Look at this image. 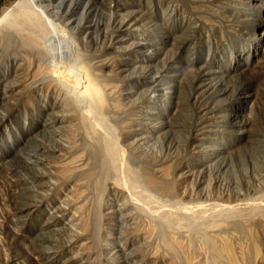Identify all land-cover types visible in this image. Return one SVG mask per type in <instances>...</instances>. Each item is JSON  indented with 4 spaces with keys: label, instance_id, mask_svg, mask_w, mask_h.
I'll return each mask as SVG.
<instances>
[{
    "label": "rangeland",
    "instance_id": "rangeland-1",
    "mask_svg": "<svg viewBox=\"0 0 264 264\" xmlns=\"http://www.w3.org/2000/svg\"><path fill=\"white\" fill-rule=\"evenodd\" d=\"M16 1L0 0V15ZM225 1L80 0L83 14L79 31L92 39L87 45L79 38L75 23L47 14L48 31H58L56 38L45 41L46 47L52 48L47 64L71 65L74 61L70 57L75 55L88 63L111 58L107 69L115 74L112 83L131 90L130 100L119 96L116 101L130 110V119L110 109L103 111L101 119L126 150L128 169L120 174L136 183L135 189L142 191L140 202L145 199L142 202L148 204L145 207L151 204L147 195L158 200L164 197L149 188L143 178L130 174L142 171L143 166L128 159L129 154H147L152 160L164 154L171 160H182L171 169L177 190L233 199L264 192V0H232V5ZM193 5L214 10L205 13ZM62 43L65 48L71 46L69 53H62ZM3 72L0 221L4 226L0 223V264H187L179 248L181 256L170 252L176 247L169 250L164 225L161 227L158 218L152 220L156 225L161 223L155 239L146 242L139 237L133 210L122 198H110V202L99 205L89 200L101 214H110L111 221L109 225L102 222L104 235L94 243L93 252H87L75 235L79 222L61 209L68 205L64 196L70 189L65 179L69 176L60 170L69 169L64 161L69 160L70 153L61 150L67 154L62 158L50 153L52 148L73 145L75 149L81 147L72 153L76 157L87 145L82 137L68 134L67 122L59 121L64 109L43 84L13 96L12 72L6 78ZM66 136L71 137L69 141ZM37 199L44 204L33 205ZM178 200L197 202L187 195ZM107 206L111 213H107ZM51 211L64 215L62 222L68 223V228ZM217 217L224 220L225 215ZM250 223L246 225L253 227L254 241L248 237L244 246L247 256L242 261L238 257V261L264 264V229ZM164 243L169 249L162 254L169 255L153 254ZM206 256L208 264H216L211 254Z\"/></svg>",
    "mask_w": 264,
    "mask_h": 264
},
{
    "label": "bare ground",
    "instance_id": "bare-ground-1",
    "mask_svg": "<svg viewBox=\"0 0 264 264\" xmlns=\"http://www.w3.org/2000/svg\"><path fill=\"white\" fill-rule=\"evenodd\" d=\"M79 1L17 0L12 6L5 7L0 15V56L1 59H4V63L0 64V74L3 69V75L6 78L8 72H12L10 76L14 82L10 93L13 96L22 92L26 93L32 86L35 88V85L43 84L51 96L55 98V101L60 103L64 109V114L59 117V121L67 122L69 126V128L67 127L68 134L71 133L76 138L77 136L82 137L87 145L85 152L79 153L76 157L72 153L75 150H81V147L75 149L73 145L68 147L64 144L60 146L61 149L52 148L50 151L56 158H62V154H66L61 151L64 149L71 154H69V160L64 161L65 163L68 162L69 169L62 172L63 168L60 173L69 176L68 179H65L68 180L67 188L70 189L72 194L69 190L67 191L69 194H65L64 200L67 201L68 205L66 207L61 206V209L64 215H68L79 222L80 229L75 232L77 241H81L84 246L86 245L84 248H87V252H93L94 243L99 241V236L103 233L102 222L108 224L111 220L110 214H101L100 209L92 204L97 202L95 204L99 205L103 201H109L110 198H119V201H121L122 198L123 202L125 200V206L133 210L132 216L135 229L139 233V237L144 238L143 241L149 242L155 239L153 236L156 227L161 223L156 225L152 221L153 219L158 218L162 222V226H160L163 227L164 225L165 240H167L166 243L170 246V249L164 243V247H162L163 245L157 247L158 249L153 254L164 256L165 254L162 253L166 251L165 249L172 250L173 247H176L177 251L180 249L182 252L187 264H208V256H206L208 254L212 255V259L215 260L213 263L216 264H220L222 261L227 264H240L239 261L244 260L247 256L244 247L245 241L248 242V237L252 239L251 236L253 235V227H248L249 224L246 225V223L253 222L255 225H259L262 230L264 229V212L261 213V210H264V192L233 199L232 197L211 196L209 193L203 192L192 194L185 190H177V181L171 175V169L175 168L178 163L180 164L182 160L179 159L176 162L164 154H161L160 157L157 156L158 160H152L147 154L139 153L135 157L129 154L128 159H134L143 166L142 171L138 170L139 172L130 174H134L133 176L136 179L143 178L149 188L154 189L155 192L157 191L164 197V199L158 200L155 197L153 198L152 195H147L150 197L151 204L149 203L150 205L145 207L147 203L142 202L145 199H141V202L139 200L142 191H137L133 185L136 183H131L133 181H129L128 178L124 179V176L127 175L120 174L121 172L125 174L128 169L125 156L126 150L120 146L116 135L111 134L110 127L105 125L101 119V115L106 109H110L119 115L122 113L128 119L131 118L130 110L124 107L121 108L116 102L119 96L127 101L130 100L131 90H126L121 84L116 86L112 83L115 74L107 69L112 64L111 58L97 59L95 62L88 63L81 60L79 55L72 56L71 54L70 59L74 61L71 65L63 64L59 67L46 63L51 57L50 50L52 48L48 49L45 41L50 38L53 40L58 36L56 33L58 31L50 30L49 32L47 29L48 13L75 23L81 41L86 45L92 43V39L88 38L89 36L84 34L82 29L79 31L83 14L82 5H78ZM225 2L226 5L233 4L232 0ZM195 6L192 7L205 13L209 11L213 13L214 10L204 5L198 8ZM70 50L71 46L65 48L62 43L61 51L63 54L69 53ZM2 81L0 78V85ZM28 84L32 85L29 86ZM106 97L109 100H106ZM69 137L66 138L68 141L70 140ZM74 145L76 146V144ZM66 155L64 156L66 157ZM55 162L57 161L55 160ZM58 168H61V166H58ZM55 175H59V173ZM73 177L75 178L73 179ZM183 195H187L192 199L195 198L197 202L184 204L178 200ZM112 196H115V198ZM90 199H93L94 202L89 203ZM43 204L38 199L33 202V205L41 206ZM108 207L107 213H111L108 212L110 209ZM72 209H75V212ZM134 212L138 215H134ZM51 213L60 221L59 223L68 228V223L62 222L64 215L59 216L54 211H51ZM219 214L220 216L221 214L225 215L224 220L217 217ZM0 223L4 226L3 221H0ZM164 230L159 233L163 234ZM161 237L163 238V236ZM165 240L162 239V242ZM252 240L254 241V239ZM175 251L170 252L173 255L177 253V255H174L176 257L181 254V252ZM168 255L169 253H167ZM238 257L241 260L238 261ZM181 262L180 264H184V261Z\"/></svg>",
    "mask_w": 264,
    "mask_h": 264
}]
</instances>
